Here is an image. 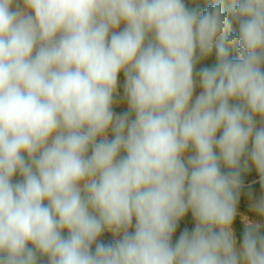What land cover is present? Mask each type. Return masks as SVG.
Here are the masks:
<instances>
[{
  "label": "clouds",
  "instance_id": "obj_1",
  "mask_svg": "<svg viewBox=\"0 0 264 264\" xmlns=\"http://www.w3.org/2000/svg\"><path fill=\"white\" fill-rule=\"evenodd\" d=\"M200 2L0 0V264H264V0Z\"/></svg>",
  "mask_w": 264,
  "mask_h": 264
},
{
  "label": "rangeland",
  "instance_id": "obj_2",
  "mask_svg": "<svg viewBox=\"0 0 264 264\" xmlns=\"http://www.w3.org/2000/svg\"><path fill=\"white\" fill-rule=\"evenodd\" d=\"M190 6H194V5H190ZM199 6L201 7L202 10H206L208 7L213 6V0H201ZM230 6H231L230 0H225V10L226 11L230 9ZM229 19H231L230 13H229ZM236 30H237L236 26H235V24H233V31H236ZM230 55L231 56H236L237 55L236 50L232 49L230 51ZM213 60H214V56L210 60L205 61L204 63L210 64V63L213 62ZM119 80H120L121 92H122V86H123V81H124L123 73L120 74ZM199 91H200V89L197 88L196 94H198ZM114 110L116 112H123V111H126V106L125 105H121L120 107H116ZM244 180H245V185H246L245 190H244L245 193H247L248 191H251L254 194V196L258 197L261 194V187H260V184H259L258 173H256L254 168H253V170L251 172H249L244 177ZM239 211L242 214H249L250 218H256L254 215L249 213V210H248V199H247L246 195H242V197H241V201H240V205H239ZM185 227H187L189 230H191V228L194 227V224H193V221H192L190 213L181 222L180 228L177 231V235H179V232L181 230H183ZM234 230H235L236 236H237V238L239 240L242 237V232H243V224H242L240 216L237 217V219H236V221L234 223ZM101 239H103L105 242H107V241L113 239V234L110 233V232H105L103 234V236L101 237Z\"/></svg>",
  "mask_w": 264,
  "mask_h": 264
}]
</instances>
